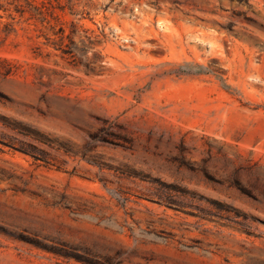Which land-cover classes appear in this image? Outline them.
<instances>
[{
	"label": "rangeland",
	"instance_id": "rangeland-1",
	"mask_svg": "<svg viewBox=\"0 0 264 264\" xmlns=\"http://www.w3.org/2000/svg\"><path fill=\"white\" fill-rule=\"evenodd\" d=\"M6 2L0 264H264V0Z\"/></svg>",
	"mask_w": 264,
	"mask_h": 264
},
{
	"label": "trees",
	"instance_id": "trees-1",
	"mask_svg": "<svg viewBox=\"0 0 264 264\" xmlns=\"http://www.w3.org/2000/svg\"><path fill=\"white\" fill-rule=\"evenodd\" d=\"M8 5L14 6V9L22 18H25L27 22L35 26V31L40 32L37 36L42 35L48 36V39L53 41V47L56 50L62 51L63 55L73 56V48L66 44V40L73 41L75 34L74 30L67 33L65 24L60 20L56 14V10L66 11L67 6L62 5L61 0H56L57 5L52 3V0L39 1V0H6ZM3 7L0 5V9ZM72 9V8H70ZM15 18V17H13ZM54 21L56 23H54ZM72 27L76 28V25L72 23ZM92 45V42H91ZM40 48V47H37ZM50 54V53H48Z\"/></svg>",
	"mask_w": 264,
	"mask_h": 264
}]
</instances>
